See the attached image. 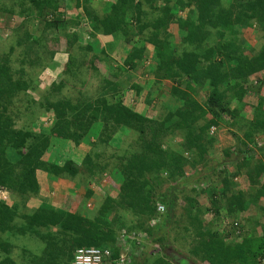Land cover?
<instances>
[{"label": "trees", "instance_id": "1", "mask_svg": "<svg viewBox=\"0 0 264 264\" xmlns=\"http://www.w3.org/2000/svg\"><path fill=\"white\" fill-rule=\"evenodd\" d=\"M72 1V7L65 9L71 14L72 10L74 13L81 10L93 36L102 34L117 38L120 34L127 41L129 36L140 37L153 46L156 80L175 82L185 79L190 92L172 87L174 101L178 104L159 119L147 117L121 100L112 101L120 86L107 79H103L105 84L95 96L82 91L76 102L62 97L61 90L66 87L68 78L75 77V71L81 68L77 65L79 54L74 56L72 53L81 48L75 32L81 25L80 15H74L73 20L61 18L59 10L63 0H0V13L22 18L18 24L9 25L8 30L16 40L7 51L0 52V189L14 197L11 205L0 201V264H70L74 251L81 247L109 248L111 261L104 264H115L113 260L117 258L120 246L117 237L122 230L144 233L145 243L158 244L160 249H165L177 197L192 183L198 170L199 180L217 170H221V175L218 174L221 179L210 192L209 209L196 204L195 188L188 189L191 196L182 197L189 204L188 224L198 239L190 254L201 264H264V223L258 221L260 213L264 214L263 97L259 96L249 121L244 119L241 109L230 108L231 102H242L245 79L254 77L258 89L264 85V0H231L225 24L217 21L220 0ZM105 5H108L107 11ZM184 10L187 14L181 17L179 13ZM35 20L42 25L45 34L58 29L62 32L56 39L64 37V52L68 55L62 71L67 75L62 73L61 81L53 82L40 101H32L37 110L42 108L43 113L51 112L54 118L47 130L38 132L32 128L37 118L34 107L27 109L28 114L36 118H29L24 127H16L12 112L15 102L21 101L29 89L35 90L26 77L24 64L30 67L37 64L41 47L51 41L42 34L33 36L28 26ZM174 22L179 30L180 49L175 45L172 47L167 39L170 36L168 26ZM236 27H254L261 32L263 43L257 53L248 56L245 47L231 37L235 36ZM211 30L217 31L212 33ZM146 31L151 33L147 35ZM162 35L165 37L160 38ZM83 48V53L92 51L91 45ZM16 50L19 57L12 59ZM143 52L144 48L133 47L124 65L134 68ZM50 54L53 58L54 53ZM12 62H18L20 67L13 69ZM93 69L97 71L95 67ZM206 83L209 91L205 103L201 104L193 95L196 88ZM132 88L139 90L135 85ZM146 101L149 103V99ZM223 120L229 126H239L235 122L243 121L247 128L242 136L232 133L236 141L234 148L224 149L221 153L224 164H234L231 173L221 162L212 166V160L207 158L216 142L210 129L213 127L216 131ZM96 123L100 124V129L94 135L95 143L79 164L72 160L58 164L44 159L51 138L79 145ZM175 135L179 136L180 143L162 145L165 138L169 140ZM126 137H130V145L137 151L132 152L129 144L128 148L121 147ZM116 143H120L118 149L122 154L117 157V165L109 169L112 164L103 158L106 152L101 151L100 146ZM258 154L260 158L255 160ZM113 155L117 156L116 152L109 157ZM187 167L196 170L191 178L184 176ZM38 170L84 185L109 172L119 187L116 195L106 193L103 196L91 216L55 208L48 202H41L37 208L27 211L28 200L39 192ZM238 175L247 178V193L233 189V178ZM91 194L88 189L86 197ZM157 204L165 207L163 213L156 212ZM251 206L257 213L252 217L253 221L248 222L250 226L246 222L243 226L234 225L238 215ZM118 211L130 213L134 217L132 223H123ZM206 212H213L211 223H197V215ZM156 216L158 222L150 225V219ZM222 217L231 218L228 222L231 227L221 231L213 229L210 225L215 221L222 222ZM257 227H261V233ZM32 237L40 242L42 249L39 253L22 249L25 254L17 262L13 257V248L17 247L14 242ZM142 242L139 246L130 245L132 264H137L135 250L145 246ZM182 261L189 264L183 258L178 264ZM153 264L170 263L159 254Z\"/></svg>", "mask_w": 264, "mask_h": 264}, {"label": "rangeland", "instance_id": "2", "mask_svg": "<svg viewBox=\"0 0 264 264\" xmlns=\"http://www.w3.org/2000/svg\"><path fill=\"white\" fill-rule=\"evenodd\" d=\"M230 1L231 0H220V4L218 7L219 10H218V15H217V21L222 24H225V15H226V11L228 9ZM159 5H161V3ZM106 7L107 5H105V9ZM62 8H66L65 3L62 4ZM67 11L69 12L70 10L62 9V12L60 14L61 18L64 19L66 17L68 18V20L69 19L73 20L74 18L71 19V17H73V15H76L78 12H80L77 10L75 14L74 13L71 14V12L68 13ZM186 11L187 10L181 11L179 13L181 14L180 16L185 17V15L187 14ZM146 12L149 14L148 17L151 16L148 10ZM79 15H80V21L82 24L81 31L83 32L84 37H83L82 42L78 38V43H79L78 47H81V48L74 47L76 49H74V52L72 53L74 56L79 54V59H78L79 63L77 65L78 66L81 65V68L80 69L78 68L79 71H75L76 72L75 77L72 76L71 78L70 77L68 78L66 87H64L61 90L62 97L68 98L72 100L73 102H76V100L79 98L80 92L82 91H84V94L86 95L95 96L100 90H102V87L105 84L103 79H107L111 83H114V81H116V83H119V86H120L119 93L115 94V97L112 98V101H118V100L122 101L124 94L125 96L129 95L128 97V100H129L133 96V93L131 91L132 89L129 86L134 85V84L136 85L139 84V85H142L144 88L142 92L140 93L141 95H140L139 100L141 101L138 102V98H137L138 94H136L135 98L137 99L135 100V102L141 103L142 107L146 109L147 115L152 116L156 119H159V118H162L163 115L168 110H173L178 104L177 102L174 101V97L171 92L172 87L179 89V91L184 90V91L190 92V90H188V88L185 86L186 84L185 79L183 80L182 78H180L176 80L175 82H172L168 79L159 80V81L156 80L155 76L153 75V69L155 68V65H156V62L154 60L153 47H152L153 49L152 53L150 52L148 53L147 50L146 51L144 50L142 54V59L139 61V63L136 64L139 67V69H137L136 71L131 70L132 73L130 70L127 71L125 69L126 65H124V63L122 62H121L122 63L121 65L115 66L116 62L118 63V60L120 59L121 61L122 59V55L124 54V51L122 50L121 52H117L114 55L111 53L112 51L110 50L108 54H106L105 52L96 53L92 51L89 52L88 54L83 53L81 51L82 49H84L83 47L90 45V42H91L90 40H92L91 38H94V37L92 35L91 28H89V25H88L89 23L87 22V20H85L81 12ZM21 19H22L21 17H18L16 15L9 16L6 13H0V52L7 51L9 45L12 44L14 40H16V38L13 37V35H11V32H9L8 29L11 23L14 25L18 24L21 21ZM28 28L30 32H32L33 36L42 34V36L46 37V40L50 39L51 41L49 40L46 41L45 46L41 47L42 49H40V55H39L40 59L38 60L37 64L35 63L33 67L32 66L30 67V65L28 64H24L23 68L26 71V77L29 79V81L31 82V85L33 86V88H35V90L29 89L26 93V96L21 98V101L15 102V104L12 105V108H13L12 112L15 113L16 127H24L25 125L28 124L29 118L35 119L37 117L34 120L35 122L32 124V128L34 129V131L38 132L41 129L47 130L48 127L52 125L54 118H52L51 114L48 115L47 113H43L42 108L40 109V111L37 110L36 107H34L35 105L34 103H32V101L35 103L40 101L42 96L47 92L46 90L49 87L48 85L51 81L50 79H55L57 82H59L61 81L62 73H63V76L67 75V74H64V72H62L59 75L57 70L54 71L53 73H50L47 71V68L54 67L52 66L53 58L50 56L51 55L50 53H55L58 51L60 52V50H64L65 39L64 37H60L59 40L56 39L57 36H62L61 34L62 32L60 33L59 29L54 30L52 32H47L46 33L47 35H46L45 33L42 32L43 31L42 25L39 22L37 23L36 20L32 24H30ZM169 28H171V30L168 31L170 36H168L167 39L171 43L172 47L173 45H175L176 46L175 48L180 49L182 45L179 40V30H178L177 24L175 22L171 23L168 26V30ZM217 29L221 30L220 28H217ZM215 31H212V33H215ZM145 33L149 35L151 31L149 32L146 31ZM145 33L143 35H145ZM235 33H236L235 36L232 35L231 37L232 38L234 37L237 40L238 44L245 47V50L248 56L254 55L261 48V45L263 43V37H262L261 32L256 30L254 27H236ZM225 34H228V31H226ZM117 36H118L117 38L114 37V40L122 39L125 43H127L128 48L130 46H133V44L136 45L137 43H140L141 41H143L140 39V37L139 38L137 37V39H135L136 37L134 38V37L129 36L128 37L129 41H127L124 38H122L120 34H118ZM159 37L164 38L165 36L162 35ZM93 55L95 56L93 57ZM83 56L85 57L83 58ZM18 57H19L18 51L16 50L15 54L12 56V59L18 58ZM97 59L104 60V63L103 62L102 64L99 63L100 61H98ZM12 63H13L12 64L13 69L20 67V64L18 62H15V63L12 62ZM93 67H95L97 71L94 70ZM110 72L115 75L114 77L115 80L112 77V74H108ZM118 76H120V80L117 79ZM41 77L43 79L42 81L40 80ZM244 85L246 87V91L243 96L242 102L238 103L236 101L235 102L233 101L231 102L230 108L231 109L232 108L241 109L240 112L243 113L244 119L249 121L252 117L253 109H254V106L258 102L259 96L263 97V102H264V85L261 87V89H258V85L256 84L254 77H249L245 79ZM196 89L197 91L195 94L193 93L194 94L193 98L196 99L199 103L204 104L207 98L208 91H209L208 84L207 83L203 84L202 86H200L199 89L198 88ZM143 98H144V102H143ZM146 99H149V103L146 101ZM28 106H30L31 109L35 108L34 110L37 113L36 117L28 114L29 113V110L27 109ZM235 123L238 124L239 126H229L226 123V121L223 120V122H220V126L216 128V131H214V134H212V136L215 137V139L220 137L219 139L223 140V143H224L222 144L223 146L227 144L226 142L235 144L236 141L232 133L242 136L244 130H247L246 125H243V121L242 122L237 121ZM99 129H100V124L99 123L94 124V126L92 127L88 135L90 134L94 135ZM259 137H262V136L259 135ZM131 141L132 140L130 139V137L129 138L126 137V139L124 140V143L121 144V147L123 148L124 146H126L125 148H128L129 145L131 144ZM169 143H171V145L180 143L179 136L177 135L175 137L170 136L169 140L165 138L162 145L168 146L170 145ZM215 143H216L215 147H219L218 140H216ZM119 145L120 143L110 144V145L108 144L105 147L100 146V150L101 151L105 150L106 152V155L103 158L107 161H110L112 164L110 165L109 169H112L113 166L117 165V162H118L117 157L118 155L122 154V151L118 149ZM135 149L136 148L130 145V150L132 152L137 151ZM115 152L117 156L113 155L112 158L109 157V155L114 154ZM215 153H213V156H212L213 159L210 157L211 154H209V157L207 156V158L212 159V166L216 162H220L218 159L214 157ZM219 155L221 154H217L218 157ZM259 158H260V154L255 156V160ZM209 166H211V164H209ZM224 168H226L228 173H231L232 168H229L227 164H224ZM195 171H193L194 174H195ZM220 171L221 170H217L215 173H210L209 177L205 178L206 180L205 179L199 180L198 177H199L200 171L199 170L197 171L198 174L195 175L194 180L192 179L193 180L192 183L187 187V189L184 188L181 194H179L177 197L179 199H178L175 211H174L175 217L173 218L172 224L167 229V242L168 243L165 249H160L158 244H153V245L150 244V246L146 249V254H145L142 252L141 248H137L135 250L137 264H141V263L153 264V260L159 254H162L164 259L170 264H178V261L182 258L185 260L187 259V262L189 264H201L194 256L190 254V251L195 247V244H197L198 239L195 237V235H193L194 233H192L193 227L189 226L188 224L189 219L187 218H189L188 216L189 210H190L188 209L189 204L186 201V198H182V197L191 196L192 194L190 193L188 189L195 188L196 189L195 192L198 194L197 196L198 203L196 204L203 209L205 208L209 209L210 207L209 195L211 194L210 193L211 190L215 188L216 185H218L217 181L221 179V177H219V175H221ZM95 180L96 181L93 182L92 187L98 193H101V195H105L106 193L108 194L111 193L113 195H116L115 191L119 187V183H117L116 179L112 176V174H110L109 172H106L100 178L95 179ZM195 180H197L198 183L195 182ZM247 182L241 181L238 179V181L235 184L237 186L242 187V185L246 184ZM236 185L234 188L235 191L240 189V188H237ZM248 187L249 186L246 185V187L244 188L243 191H245V193H247ZM3 196L5 197L6 195L5 194L3 195L0 193V201H3L10 205L13 203L14 197L10 193H9V196L5 199L3 198ZM40 200H41L40 198L36 197L35 202L33 201L30 203L31 206L34 207V204L37 203L36 201H40ZM56 205L58 206L59 204H56ZM95 212H96V208H91V209L86 210V213L89 216L94 215ZM256 213L257 212L252 207L250 210V216H248V218H246L245 216H244L245 217L244 219L242 217L237 218L238 220H241V219L243 220L241 221L242 223H239L238 225L243 226L245 222L248 224V222L252 220V217L256 216ZM117 214L124 219L122 222L125 223L126 225H129L130 223H132L131 221L133 220L134 217L131 216L130 213L124 212V211H118ZM260 214H261V217H259L258 221L260 223H264V216H263L264 214L262 213ZM204 215L205 213L202 214L201 216L197 215L196 222L197 223L200 222L202 223V225L211 223L213 212H209L207 214V219H204ZM221 219H222L221 220L222 222L215 221V223L211 224L210 226L213 229L218 228L217 229L218 231H221L222 229H229L231 227V224L228 223L230 220H228L225 217H222ZM216 222L218 224H216ZM221 224L223 225L222 226L223 228L220 227ZM260 228L261 227L256 228L258 233H261ZM14 243H16L17 247L13 248V257L17 260V262L20 261L21 256L25 254L22 249L30 250L32 252H38V253L42 249V245L34 237L29 238V239H19L18 241H15ZM1 256L2 255L0 254V258ZM181 264H186V263L182 261Z\"/></svg>", "mask_w": 264, "mask_h": 264}, {"label": "crops", "instance_id": "3", "mask_svg": "<svg viewBox=\"0 0 264 264\" xmlns=\"http://www.w3.org/2000/svg\"><path fill=\"white\" fill-rule=\"evenodd\" d=\"M71 1L72 0H63V3H65L66 8L72 7L73 1L72 2ZM104 1H106V0H104ZM107 7H108V5H107ZM78 11L81 12V10H78ZM106 11H104V12H106ZM80 12H78V13L80 14ZM72 13H74L73 10H72ZM81 14H82V12H81ZM72 18H74V15H73V17H71V19ZM81 26H82V24L80 26L76 27L75 31L77 32V36H78L79 40L82 42L84 34L81 31V29H82ZM170 30H171V28H169L168 31H170ZM93 37L94 38H91L92 40H90L92 52L99 53V52L103 51L106 54H108L109 50H110V51H112L111 53L114 55L117 52H121V50L124 51V54L122 55L121 61L119 59L118 60L119 64L116 62L115 66L121 65L124 62L126 56L128 55V53L131 51V49L133 47L144 48V50L145 51L147 50L148 53L149 52L152 53V51H153V49H152L153 46L151 44L144 42V41H141L140 43H137L136 45L133 44V46H130L128 48L127 43H125L122 39L114 40V36H112V35L95 34ZM135 39H137V37ZM177 40H178V38H177ZM67 60H68V55L66 52H64V50H60V52L59 51L55 52L54 57L52 59V66H54V67L47 68V71L50 73H53L54 71L57 70L59 75H60L63 71L64 65L66 64ZM97 60L100 61L99 63H101V64H102V62L104 63V60H102V59H97ZM139 61L140 60H136L134 68L126 66L125 69L127 71H129V70L130 71L131 70L136 71L137 69H139V67L136 65L137 63H139ZM62 62H63V64H62ZM132 71H131V73H132ZM108 74H112L113 78L115 77V75L111 72ZM117 79L120 80V76H118ZM40 80L41 81L43 80L42 77ZM50 80L51 81H50L48 86H50L53 82H57L55 79H50ZM114 80H115V78H114ZM114 82H116V81H114ZM134 85L139 87V90L133 89L132 88L133 85L129 86L132 89L131 91L133 93V96L128 100L129 95L125 96V94H124L122 103L127 105L128 107L132 108L133 110L147 116V117L154 118L152 116L147 115L146 109H144L142 107L141 103H138L141 101V100H139L140 95H141L140 93L142 92L144 87L142 85H139V84L138 85L134 84ZM136 94H138V97H137L138 102H135V100L137 99V98H135ZM143 102H144V98H143ZM47 114L48 115L51 114L52 118H53L52 113L47 112ZM94 135H91V134L87 135L79 145H74L73 142L68 141V140L51 138L50 146L44 154V159L47 161L57 162L58 164H62L65 160H72V161L76 162L77 164H79L83 160L85 155L88 152H90V150L92 149V147H93L92 145L95 143ZM219 138L220 137L215 139V140H218V146L219 147H215V145H214L215 148H213L212 151L210 152V154H211L210 157L213 159V157H212L213 153L216 152L214 154V157L216 159H218L221 163H223L222 158H221L222 155H219V157H218L217 154H221L222 151L224 149H227V148L233 149L234 143L226 142L227 144L223 146L222 145V144H224L223 140L219 139ZM169 144H171V143H169ZM211 158H209L210 161L212 160ZM225 164H227L229 168L234 167L233 163L226 162ZM186 170L187 171L190 170L191 174L194 175L193 170L190 169L189 167H187ZM36 177H37L38 184H39V192H38V195L36 197L40 198L41 200L36 201L37 203H35L34 207H33V206H31L30 203L33 201L35 202L36 197H31L26 204L27 211L28 210L30 211V210L37 208L41 202H48L53 207L55 206L57 208L67 210L69 212H80L82 214H85L86 210H88V209H91V208L97 209L99 207L102 199H103V196H104V195H101V193H98L92 187V185H93L92 182H90L89 185H87V183H86V185H83L77 181L74 182V181L69 180V179L56 178V177L50 176L49 174H47L41 170H38L36 172ZM234 179H236V180H234ZM238 179L241 181L247 182V178L244 175L235 176L233 178V181H234L233 189L235 188V185H236L235 183L238 181ZM263 179H264V176H263ZM105 182H107V181H105ZM246 185H248V182L246 184H243L242 187L237 186V185L236 186H237V188H240L239 190L243 191L244 188L246 187ZM219 188H220V186H219ZM88 189L92 192V194H91V196L86 197V193H87ZM3 192H5V195H6L5 198H7L9 196L8 191L2 189L1 194L4 195ZM56 204H59V205L57 206ZM251 208H252V206H251ZM251 208L249 207L246 211L241 212L238 215V218H240V217H242L243 219L245 217L248 218V216H250ZM208 213L209 212L205 213L204 219H207ZM227 219L231 220V218H227ZM241 221H243V220H241ZM221 226H223V225L221 224Z\"/></svg>", "mask_w": 264, "mask_h": 264}, {"label": "built area", "instance_id": "4", "mask_svg": "<svg viewBox=\"0 0 264 264\" xmlns=\"http://www.w3.org/2000/svg\"><path fill=\"white\" fill-rule=\"evenodd\" d=\"M214 128L212 127L210 129V133L213 134ZM236 180V179H235ZM2 192V189H0V193ZM5 194V192H3ZM5 199V197L3 196ZM165 210V207L162 204H157L156 206V212L161 214ZM158 221V217H154L150 219L149 224L154 225ZM236 225V223H235ZM118 241L120 242L119 246V252L117 255V258L113 260L115 264H132L130 258H129V249L130 245L133 244L135 246H139L142 241V244H145L143 247L144 249H141L143 253L146 254V249L150 246L147 243L144 242L145 234L144 233H135L130 232L127 233L125 230H122L118 233ZM111 250L106 247H81L77 248L74 253L73 257L71 259L70 264H104L106 262L111 261Z\"/></svg>", "mask_w": 264, "mask_h": 264}, {"label": "clouds", "instance_id": "5", "mask_svg": "<svg viewBox=\"0 0 264 264\" xmlns=\"http://www.w3.org/2000/svg\"><path fill=\"white\" fill-rule=\"evenodd\" d=\"M62 9H63V8H62ZM62 9L60 8L59 11L62 12ZM184 176L187 177V178H191L192 174H191L190 170H188V171L186 170L185 173H184ZM234 180H235V179H234ZM241 220H242V219H241ZM241 220L236 219L235 222H234V225H235V223H236V225H238L239 223H242ZM230 221H231V220H230ZM157 222H158V221H157Z\"/></svg>", "mask_w": 264, "mask_h": 264}]
</instances>
